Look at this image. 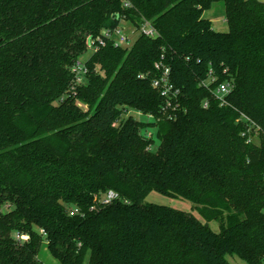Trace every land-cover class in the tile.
Masks as SVG:
<instances>
[{"label":"trees","instance_id":"1","mask_svg":"<svg viewBox=\"0 0 264 264\" xmlns=\"http://www.w3.org/2000/svg\"><path fill=\"white\" fill-rule=\"evenodd\" d=\"M216 3L228 32L204 18ZM124 25L131 46L92 51ZM166 69L179 96L165 112ZM44 243L59 264H264V3L0 0V264H42Z\"/></svg>","mask_w":264,"mask_h":264},{"label":"built area","instance_id":"2","mask_svg":"<svg viewBox=\"0 0 264 264\" xmlns=\"http://www.w3.org/2000/svg\"><path fill=\"white\" fill-rule=\"evenodd\" d=\"M135 33L128 27V26H122L118 29L115 30H105L103 31V35L95 40H92L90 42V48L92 49L93 52H97L99 49L102 47H105L109 42H112L115 47H126L129 46L128 44L130 43V40L132 37H134ZM139 34H143L146 37L154 38L157 35V31L152 27V25L145 21L139 30ZM157 69H160L161 66L160 64L156 65ZM74 72L77 77V83H82L83 82V76L86 74V69L85 66L82 64H78V66L74 69ZM210 80L206 84V86H210L212 83L215 82V78L213 77V73L210 72L209 74ZM154 88L159 90L162 94L163 97L167 99L166 106L164 107V111L169 107H172L173 100H175L179 96V91L174 89V86L170 82V70L166 69L163 71V74L161 78L157 79L153 83ZM232 91V85L230 83H221L217 86L214 94L215 97L219 100V102L222 105L226 104V98L229 96V94ZM176 109V108H175ZM142 115L141 113H137ZM175 115V114H174ZM174 115H170V118H173ZM144 116V115H142ZM173 116V117H172ZM148 120L146 122H152L154 120L153 116H144ZM245 121L249 122V119L244 117ZM152 135L151 133L148 134V138H151ZM252 142H258L257 139L255 140H248V143ZM119 196L117 193L113 191H109L101 200L102 205H109L112 202L118 200ZM41 234L44 236L46 233L44 231H41ZM17 239L26 241L29 239L28 236L26 235H20L18 234L16 236Z\"/></svg>","mask_w":264,"mask_h":264},{"label":"rangeland","instance_id":"3","mask_svg":"<svg viewBox=\"0 0 264 264\" xmlns=\"http://www.w3.org/2000/svg\"><path fill=\"white\" fill-rule=\"evenodd\" d=\"M260 2L264 3V0H259ZM204 18L211 21L213 24V28L218 32H228L229 27L226 23V14H225V6L223 3H216L214 4L209 10H207L204 13ZM129 27V26H128ZM134 37L131 38L130 43L128 44L131 46L136 38V34L133 35ZM91 56V52L87 53L82 57V60L85 61ZM132 115L139 121H147L148 119L140 114H137L135 112H132ZM148 203L161 205V206H167L171 207L176 210L184 211L186 213H190L195 215L197 218H199L201 221L205 222V220L199 215V213L194 208V205L186 200L183 199H176L171 198L165 195H162L158 192H152L149 194V196L145 200ZM7 211V209L4 210V212ZM208 225L210 228L215 231L219 232V224L216 221L208 222ZM39 260L42 264H59V262L50 254L48 246L46 243L43 244ZM229 262L231 264H245L241 259L237 257H229Z\"/></svg>","mask_w":264,"mask_h":264}]
</instances>
